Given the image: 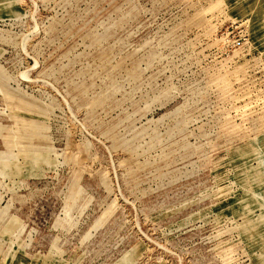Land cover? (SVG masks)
Returning a JSON list of instances; mask_svg holds the SVG:
<instances>
[{
  "label": "rangeland",
  "instance_id": "rangeland-1",
  "mask_svg": "<svg viewBox=\"0 0 264 264\" xmlns=\"http://www.w3.org/2000/svg\"><path fill=\"white\" fill-rule=\"evenodd\" d=\"M0 264H264V0H0Z\"/></svg>",
  "mask_w": 264,
  "mask_h": 264
}]
</instances>
